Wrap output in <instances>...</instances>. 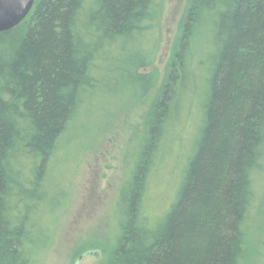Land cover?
I'll return each mask as SVG.
<instances>
[{
  "label": "trees",
  "instance_id": "trees-1",
  "mask_svg": "<svg viewBox=\"0 0 264 264\" xmlns=\"http://www.w3.org/2000/svg\"><path fill=\"white\" fill-rule=\"evenodd\" d=\"M156 1L35 0L0 33V264L31 263L51 159L96 96L101 62L135 45L125 73L140 93L147 88L143 43ZM196 99L200 118L175 199L149 221L150 180ZM140 127L106 264H241L253 178L264 165V0H189ZM29 185L41 196L32 200Z\"/></svg>",
  "mask_w": 264,
  "mask_h": 264
},
{
  "label": "rangeland",
  "instance_id": "rangeland-1",
  "mask_svg": "<svg viewBox=\"0 0 264 264\" xmlns=\"http://www.w3.org/2000/svg\"><path fill=\"white\" fill-rule=\"evenodd\" d=\"M188 4L189 0L156 1L143 43L151 59L142 71L150 76L143 92L125 73L126 56L137 52L135 45L126 52L117 49L110 61L101 62L96 96L86 101L51 159L43 187L49 197L40 206V234L30 264H106L111 260L112 227L118 222L113 207L128 172L126 163L131 164L137 150L133 140H139L141 133L133 134L141 130L142 119L160 89ZM197 100L183 135L171 150L166 148L162 167L150 180L143 204L149 221L159 220L175 199L200 118ZM28 187L29 193L34 192L32 200L41 196ZM32 200L25 202L33 204ZM246 243L241 264H264V165L253 178Z\"/></svg>",
  "mask_w": 264,
  "mask_h": 264
},
{
  "label": "water",
  "instance_id": "water-1",
  "mask_svg": "<svg viewBox=\"0 0 264 264\" xmlns=\"http://www.w3.org/2000/svg\"><path fill=\"white\" fill-rule=\"evenodd\" d=\"M35 0H0V33L13 30L30 14Z\"/></svg>",
  "mask_w": 264,
  "mask_h": 264
}]
</instances>
